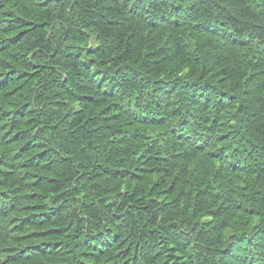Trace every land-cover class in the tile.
<instances>
[{"label": "trees", "instance_id": "16d2710c", "mask_svg": "<svg viewBox=\"0 0 264 264\" xmlns=\"http://www.w3.org/2000/svg\"><path fill=\"white\" fill-rule=\"evenodd\" d=\"M0 264H264V0H0Z\"/></svg>", "mask_w": 264, "mask_h": 264}]
</instances>
